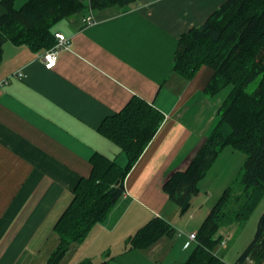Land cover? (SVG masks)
<instances>
[{
    "label": "crops",
    "instance_id": "obj_1",
    "mask_svg": "<svg viewBox=\"0 0 264 264\" xmlns=\"http://www.w3.org/2000/svg\"><path fill=\"white\" fill-rule=\"evenodd\" d=\"M25 1L14 0V7ZM225 1L136 0L124 9L92 12L91 25L83 22L86 9L52 27L53 34L67 37L68 48L59 49L49 70L39 59L44 50L3 44L0 264L47 263L60 241L55 221L71 202L78 180L90 175V158L98 154L125 164L120 148L98 126L135 98L160 113L162 121L124 178L123 196L82 242L67 247L58 264L183 263L188 254L182 251L195 245L187 235L198 225L177 230L172 217L178 208L162 183L187 167L214 130L217 108L231 86L209 97L203 88L211 70L202 66L186 79L172 71L173 57L179 37L203 24ZM3 11L0 3V16ZM18 72L21 79L2 83ZM152 217L163 218L182 234L162 237L144 251L128 250L129 236ZM220 256L226 264L235 262Z\"/></svg>",
    "mask_w": 264,
    "mask_h": 264
},
{
    "label": "trees",
    "instance_id": "obj_2",
    "mask_svg": "<svg viewBox=\"0 0 264 264\" xmlns=\"http://www.w3.org/2000/svg\"><path fill=\"white\" fill-rule=\"evenodd\" d=\"M136 0H26L20 8L14 0H0V62L2 46L10 42L31 51L52 48L56 39L52 27L71 15L87 9H124ZM173 70L191 79L205 66L211 76L203 88L207 96L231 86L221 106L218 122L205 138L184 170L173 172L162 183L168 199L184 215L199 194L198 183L223 148L244 155L236 178L210 208L195 231L193 249L182 264H226L215 248L221 241L220 229L245 222L264 198V0H226L198 27L182 34L177 42ZM261 76L252 93L247 85ZM162 115L139 99H133L119 112L103 120L99 133L120 148L126 162L120 166L94 154L87 178L78 180L72 199L54 231L60 241L46 264H58L67 247L80 243L95 224L101 223L123 196L124 178L156 133ZM182 233L160 217H152L127 239L128 250L144 251L162 237ZM264 262V211L256 223L252 240L233 264ZM86 264H91L87 263ZM98 264H114L106 260Z\"/></svg>",
    "mask_w": 264,
    "mask_h": 264
},
{
    "label": "rangeland",
    "instance_id": "obj_3",
    "mask_svg": "<svg viewBox=\"0 0 264 264\" xmlns=\"http://www.w3.org/2000/svg\"><path fill=\"white\" fill-rule=\"evenodd\" d=\"M260 78L261 76L259 75L247 85L246 91L248 93H252L255 90ZM219 154V157L213 162L210 170L205 175L203 179L205 182L200 184L199 194L192 199L190 209L182 216L177 213L173 215L172 218L174 219H172V222L176 221L173 224L177 230L185 228L189 230L195 228L197 225L199 226L201 224L199 222H202L205 218L210 208L221 196L224 188L229 187L232 180L236 178V174H238L241 164L243 163L244 155L237 150L231 149V147L224 148ZM122 157L123 156L120 158L122 159ZM262 211H264V198L260 199L245 222L240 224L234 223L231 226L220 229L219 233L222 238L221 241H219V245H217L214 250L215 253L222 255L224 257L223 259L229 263L234 262L239 252H241L250 240H252L257 220ZM189 215L193 216L190 220L188 219ZM176 237L177 236H174L173 238ZM192 249L193 244H191L189 249L185 252L182 251L183 255H189Z\"/></svg>",
    "mask_w": 264,
    "mask_h": 264
},
{
    "label": "built area",
    "instance_id": "obj_4",
    "mask_svg": "<svg viewBox=\"0 0 264 264\" xmlns=\"http://www.w3.org/2000/svg\"><path fill=\"white\" fill-rule=\"evenodd\" d=\"M93 15L92 12L89 10L88 15L84 18V21L87 25H91L93 24ZM56 39V44L50 48L47 49L46 51H44L41 56L39 57L41 63H43L44 67L46 69H52L57 62V56H58V51L61 48H68V39L66 36H63L62 33H54L53 35ZM23 73L22 72H18V73H14L13 75H10L9 77H7V79H5L4 81H2V83H7L9 79L11 78H19L21 79V77H23ZM188 239L192 242L195 240V232H191L187 235ZM246 264H250L248 263V261L246 262Z\"/></svg>",
    "mask_w": 264,
    "mask_h": 264
}]
</instances>
